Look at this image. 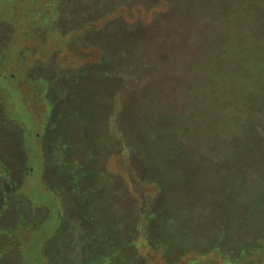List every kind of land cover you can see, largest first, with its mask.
Instances as JSON below:
<instances>
[{"label":"rangeland","instance_id":"374dc122","mask_svg":"<svg viewBox=\"0 0 264 264\" xmlns=\"http://www.w3.org/2000/svg\"><path fill=\"white\" fill-rule=\"evenodd\" d=\"M141 1L60 0L59 8L54 6L55 0H0V247L9 257L21 259L18 264H84L87 257L80 250L85 244L83 231L86 228L82 227L76 209L78 194L69 192L70 187L79 186V183L66 186L57 170L60 152L47 134L50 126L47 91L64 76L60 75L59 68L55 69L56 65L77 68L91 60L100 63V53L104 57L108 53L116 54L122 44L127 47L123 48L121 60L131 63L137 60L130 48L143 37L151 39L152 43L146 45L154 55L147 59L149 72L141 68L130 71L137 73L140 81L144 80L137 95L120 92L118 106L114 75H97L88 82L92 88L85 96V103L94 106L102 128L107 122L112 125L110 144L97 151L100 168L106 177L103 186L97 188L104 190L103 199L108 212H112L111 208L116 209L126 221L114 237L116 243H127L128 262L125 264H189L194 260L205 264L210 258V254L201 256L194 249L178 257V247L195 243L198 235L207 230L197 225L192 208L197 205L196 198L206 199L205 204L209 205L207 198L203 194L182 197L179 184L184 175L178 176V165L185 166L184 172H189L187 165L190 163L177 160L169 152L165 153L164 161L155 158L150 162V158L139 156L138 149L143 146L137 132L132 142L139 145L131 142L133 147L128 146L124 153L121 144L116 143L115 127H127L139 115L145 117L149 105H152L151 113L145 123L153 125L158 117L155 104L159 100H163V111L176 107L178 95L174 96L170 88L178 90V74L185 71L178 73L175 65L178 59L182 61L179 63L186 65L185 69H189L204 58L200 44L224 43L227 37L222 34L220 38L211 23L206 28L198 21L201 14L218 15L220 11L215 9L217 0H202L203 6L210 7L200 10L195 9L199 0H176L169 8L166 0ZM53 9H58L59 15ZM161 12L163 14H159ZM69 13L70 25L66 28L65 15ZM54 15L55 21L52 19ZM118 19L122 21L120 26L115 24ZM178 20L181 21L179 25ZM142 33L150 35L143 36ZM99 39L101 44H97ZM158 51L165 54H158ZM124 76L128 80L126 73ZM184 78L185 74L179 75L182 84L187 83ZM172 112V116L177 115ZM105 140L109 142V138ZM188 143L191 148L200 149L193 141ZM132 171L149 177L152 173L155 175L152 178H158L164 186L157 189L151 180L137 183ZM62 175L66 177L64 173ZM89 177L93 178L91 174ZM143 193L147 199L152 196L154 205L160 206V212L164 214V217H158L156 225L169 221L167 213L178 217V206L188 204L191 212L188 211L193 215L189 219L193 220L190 226L193 230L186 242L172 240L165 232L161 233L162 236L159 234L162 240H149L145 236L147 230L142 217L135 216L136 220L130 217L136 204L134 200ZM166 198L171 207L165 202ZM209 219L202 218L203 221ZM174 220H170L172 224L178 222ZM133 223L137 224L135 228L131 226ZM102 235L100 231L94 246L106 252L104 258L96 259L99 260L97 264H124L113 253L116 249L114 239L108 249V240Z\"/></svg>","mask_w":264,"mask_h":264},{"label":"trees","instance_id":"16d2710c","mask_svg":"<svg viewBox=\"0 0 264 264\" xmlns=\"http://www.w3.org/2000/svg\"><path fill=\"white\" fill-rule=\"evenodd\" d=\"M166 1L169 8L176 0ZM59 2L55 0L54 6L60 8ZM134 2L142 3L141 0ZM195 7L200 10L210 6H203L202 0H199V5ZM215 9L220 11L218 15L201 14L198 21L206 28L211 23L218 36L221 38L223 34L227 40L224 43L220 41V44H200L204 58L189 69H185L186 65L179 63L182 61L178 59V64H175L178 73L185 71L178 74V90L170 88L174 96L178 95V105L163 111V100H159L155 104L158 117L151 126H147L145 120L151 113L152 105L146 106L145 117L139 115L127 127H115V140L126 153L128 146L139 145L132 142L137 132L143 146L138 149L139 156L150 158V162L155 161V158L164 161L165 153L169 152L177 160L190 163L187 165L189 172H184L185 166L178 165V176L184 175L179 184L182 186V197L203 194L207 198L209 205L205 204L206 199L196 198L197 205L192 207L197 225L207 230L202 235L197 234L199 237L195 243L178 247V257L194 249L201 256L210 254L205 264H264V0H217ZM53 10L59 15L58 9ZM65 16V26L68 28L71 14ZM55 18L56 15L52 17L53 20ZM62 18L65 20L64 16ZM180 22L178 20V25ZM121 23L118 19L115 24L120 26ZM142 41L132 44L130 51H133L137 61L132 60L131 63L121 60L123 48L125 50L127 47L122 44L123 47L116 54L112 52L104 57L100 53V63L91 60L77 68L56 65L55 69L59 68L60 75L64 76L50 85L47 91L48 122L53 127L51 131L48 127L47 134L54 140L55 149L61 155L57 170L61 172L67 187L73 182L79 183V186L70 187L69 192L78 194L75 197L76 209L82 227L86 228L83 231L85 244L80 247L83 255L87 256L86 261L83 260L84 264H97L99 260L96 259L105 256L106 250L94 246L100 231L107 238L109 249L111 240L114 239L116 243L114 237L121 231L120 226L126 224L116 209L111 208L112 212H108L103 199L104 190L97 188L103 186L102 181L106 179L100 168L97 151L110 144L112 125L107 122L102 128L95 116L94 106L85 103V96L92 88L88 82L97 75H114L116 95H119L118 106L120 92L137 95L144 80L140 81L139 75L130 71L141 68L149 72L147 68L150 63L147 59L154 55L146 45L152 43L151 39L143 37ZM97 44H101V39L97 40ZM157 53L165 54L160 51ZM125 73L129 76L128 80H125ZM183 74L187 80L185 84L179 80V75ZM172 111L177 112V115L173 114V117ZM106 138H109V142ZM190 141L200 149L191 148ZM233 166L237 169L233 170ZM132 173L137 183L151 180L157 189L164 186L158 178H152L155 176L152 173L149 174L151 177L138 171ZM85 179L87 182H84ZM206 182H209L207 188ZM145 195L140 194L134 200V212L130 214L134 220L142 217L147 230L145 236L149 240H162L159 234L165 232L172 240L186 242L193 230V226L190 227L193 220H189L193 215L188 204L178 206V217L174 213H167L169 221L156 225L158 217H164V214H161L160 206L154 205L152 196L147 199ZM165 202L171 207L168 198ZM205 217L210 219L203 221ZM173 218L178 222L172 224ZM131 226L135 228L137 224ZM115 247L113 253L117 254V259L124 264L128 262L127 243H116ZM2 250L0 264L20 263L21 259L9 257ZM189 264L199 262L194 260Z\"/></svg>","mask_w":264,"mask_h":264},{"label":"flooded vegetation","instance_id":"af4514ba","mask_svg":"<svg viewBox=\"0 0 264 264\" xmlns=\"http://www.w3.org/2000/svg\"><path fill=\"white\" fill-rule=\"evenodd\" d=\"M41 135H39V137H40Z\"/></svg>","mask_w":264,"mask_h":264}]
</instances>
